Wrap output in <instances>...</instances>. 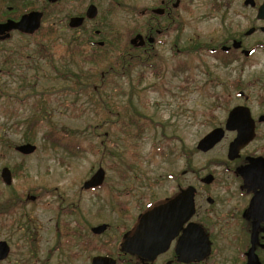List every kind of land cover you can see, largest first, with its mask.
Returning a JSON list of instances; mask_svg holds the SVG:
<instances>
[{"label":"rangeland","instance_id":"rangeland-1","mask_svg":"<svg viewBox=\"0 0 264 264\" xmlns=\"http://www.w3.org/2000/svg\"><path fill=\"white\" fill-rule=\"evenodd\" d=\"M213 1L184 0L185 13L176 10L185 23L187 46L197 35H213L219 28L218 16L209 7ZM157 4L159 0H118V7L108 14L111 3L104 0L99 10L107 17H98L82 31L67 27L65 18L75 12L65 2L47 8L37 37L15 36L0 44V171L6 166L13 174L10 185L0 178V240L10 247L0 264L48 263L56 242L54 226L70 220L61 214L62 208L87 210L91 224H115L121 205L141 209L172 195L179 184L194 185L209 173L222 176L217 165L229 138L206 153L198 151L196 143L218 121L210 119L214 95L226 91L202 87L197 53H188L186 73L191 79L182 89L184 73L169 75L166 90L160 85L164 80L150 75L146 67L145 79L135 90L130 84L137 82L139 67L131 66L117 83L114 77L110 85H105L107 78L100 79L116 61L114 44L88 42L91 28L120 32L128 48V38L146 26L142 11ZM176 35L171 33L170 43L182 46ZM92 39L104 41L102 36ZM169 50L164 46L157 52L168 56ZM178 60L177 55L169 65ZM105 101L113 110L132 105L153 124L138 135H124L115 114L105 117ZM217 114L222 118L221 109ZM24 143L34 144L35 151H15ZM99 167L105 171L103 184L83 190L82 183Z\"/></svg>","mask_w":264,"mask_h":264},{"label":"flooded vegetation","instance_id":"flooded-vegetation-1","mask_svg":"<svg viewBox=\"0 0 264 264\" xmlns=\"http://www.w3.org/2000/svg\"><path fill=\"white\" fill-rule=\"evenodd\" d=\"M103 1L0 0V25L19 22L31 12L41 13L40 25L34 32L25 33L17 28L6 30L0 34V44L15 36L37 37L47 8H58L65 2L75 12L65 18L67 27L83 31L85 25L93 24L98 17H107V13L99 10ZM108 1L111 3L108 14H112V7H118V0ZM90 6L95 7L92 18L87 16ZM209 7L215 17L218 16L219 28L214 29L213 35H197L195 42L188 46L185 23L177 17L180 13H176L177 9L185 13L184 0H159V4L143 10L142 15L147 16L146 26L142 33L128 38V48L121 43L120 32L110 34L111 30L106 32L94 27L91 28L92 38L102 36L104 41L89 38L88 42L96 46H103L105 42L111 47L114 44L116 61L100 75L101 80L107 78L105 85L113 84L112 77L114 83L117 77L123 79L131 66L139 67L137 82L130 84L133 90L145 79V67L150 75L164 80L160 85L166 90L170 89V81H165L167 78L184 73L181 89L184 88L191 79L186 73L188 53H197L201 57L197 67L202 87L226 91L221 96L214 95V109L210 112V119L219 121L211 130H223L217 144L229 138L224 158L217 165L222 176L209 173L199 177V183L194 185L182 187L179 184L172 195L147 203L141 209L129 210L121 205L116 211L115 224H91L87 210L62 208L61 214L69 215L70 220L54 226L56 242L52 258L46 264H264V0H215ZM73 17L82 18L81 24L69 26ZM171 33L181 36L178 39L182 46L170 43ZM164 46L170 48L168 56L157 52ZM177 55L181 60L169 65ZM103 106L105 117L106 113L115 114V124L124 135H138L153 124L150 117H142L132 105L122 107L120 104L119 110H113L105 101ZM219 109L222 118L217 114ZM237 138L242 139L241 146L238 148L235 143L230 152ZM182 174H186V170ZM206 176L210 178L205 180ZM189 186L194 188V211L190 218L179 223L177 232L167 244H160V237L156 235L151 236L148 244L145 236H137L138 224L146 212ZM82 189L86 190L83 186ZM29 197L34 200L36 196ZM153 222L158 223L159 219Z\"/></svg>","mask_w":264,"mask_h":264},{"label":"water","instance_id":"water-1","mask_svg":"<svg viewBox=\"0 0 264 264\" xmlns=\"http://www.w3.org/2000/svg\"><path fill=\"white\" fill-rule=\"evenodd\" d=\"M87 14L88 17L92 18L95 15V7L90 6ZM40 17V12H31L24 15L19 22H8L6 24H2L0 25V34L12 28H17L25 33H32L40 25ZM81 21L82 18L73 17L69 21V26H78L81 24ZM222 135L223 130L221 128L210 130L197 141L196 149L201 152L209 151L222 139ZM241 140V138L235 139L230 146V152L235 143L238 148L241 146ZM35 149L36 146L31 143H24L15 146L16 151L26 155L33 153ZM239 172L243 175V170H240ZM1 178L5 184H10L12 182L11 171L8 167H3L1 169ZM104 178L105 171L103 168L99 167L87 180L83 182L82 186L86 190L99 187L103 184ZM209 178V176H206L205 180H208ZM193 195L194 188L189 186L164 204L146 212L138 224L136 231L137 236H145V242L148 244L151 236L156 235L160 237V244H167L177 232V226L179 223L186 221L192 215L194 211ZM154 219H159V222L154 223ZM152 227H155V229L152 230ZM8 253V244L6 241L0 240V260H4L8 256Z\"/></svg>","mask_w":264,"mask_h":264},{"label":"trees","instance_id":"trees-1","mask_svg":"<svg viewBox=\"0 0 264 264\" xmlns=\"http://www.w3.org/2000/svg\"><path fill=\"white\" fill-rule=\"evenodd\" d=\"M94 61H95L96 63H98V62H100V59H99L98 57H94ZM14 177H16V175H15Z\"/></svg>","mask_w":264,"mask_h":264}]
</instances>
